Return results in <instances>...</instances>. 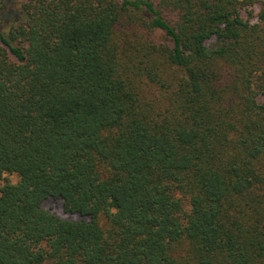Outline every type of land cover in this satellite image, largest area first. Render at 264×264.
Returning a JSON list of instances; mask_svg holds the SVG:
<instances>
[{
	"label": "trees",
	"instance_id": "obj_1",
	"mask_svg": "<svg viewBox=\"0 0 264 264\" xmlns=\"http://www.w3.org/2000/svg\"><path fill=\"white\" fill-rule=\"evenodd\" d=\"M5 173L0 264H264V0H0Z\"/></svg>",
	"mask_w": 264,
	"mask_h": 264
},
{
	"label": "rangeland",
	"instance_id": "obj_2",
	"mask_svg": "<svg viewBox=\"0 0 264 264\" xmlns=\"http://www.w3.org/2000/svg\"><path fill=\"white\" fill-rule=\"evenodd\" d=\"M255 11H257V7H255L254 9ZM256 19V17H252V21H254ZM215 41L214 38L210 39L208 41V43H213ZM18 180V176L15 173H5L3 175V178L0 180V185L3 182H11L14 183ZM42 206L51 211L52 213H55L63 218H68V219H81L82 217L79 214H68V213H64L63 209H62V204H61V200L60 199H54V198H49L46 199L42 202ZM105 219L102 217L99 221L101 222L102 225H105L106 222L104 221Z\"/></svg>",
	"mask_w": 264,
	"mask_h": 264
}]
</instances>
